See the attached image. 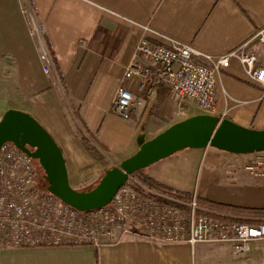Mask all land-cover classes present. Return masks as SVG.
I'll return each instance as SVG.
<instances>
[{
	"label": "crops",
	"instance_id": "1",
	"mask_svg": "<svg viewBox=\"0 0 264 264\" xmlns=\"http://www.w3.org/2000/svg\"><path fill=\"white\" fill-rule=\"evenodd\" d=\"M28 12L44 28L53 64L44 71L40 46L32 35ZM264 27V0H0V115L8 109L33 116L64 155L71 186L83 189L105 168L87 151L78 128L84 124L100 155L113 166L134 154L138 134L151 139L172 124L210 114L245 127L264 130L261 87L232 58L215 75L216 105L209 112L180 101L163 83L138 88L125 78L142 37L176 41L218 56L250 39ZM264 66V43L248 47ZM120 88L142 105L128 119L113 111ZM264 158V150L232 154L214 148H186L142 170L180 193L214 203L264 209V174L245 165ZM192 192V193H191ZM261 221L264 217H250ZM264 264V240L252 242L245 256L229 244L158 243L135 235L112 245L0 249V264Z\"/></svg>",
	"mask_w": 264,
	"mask_h": 264
},
{
	"label": "built area",
	"instance_id": "2",
	"mask_svg": "<svg viewBox=\"0 0 264 264\" xmlns=\"http://www.w3.org/2000/svg\"><path fill=\"white\" fill-rule=\"evenodd\" d=\"M30 29L40 46L44 71L50 72L51 54L44 43V28L28 12ZM264 43V27L240 46L218 56L203 53L189 44L153 42L142 37L135 58L125 69V78L138 79V88L151 95L150 86L163 83L180 101L191 102L202 112L216 105L215 75L227 68L232 58L247 76L261 87L264 97V66L248 50L251 43ZM142 100L127 88L113 99V111L128 119ZM1 120V115H0ZM254 176L264 174V158L247 165ZM35 160L11 142L0 147V249L112 245L135 235L158 243L229 244L235 256H245L250 244L264 240V220L244 223L211 216L197 203L154 192L127 181L100 208L78 211L48 192L37 182Z\"/></svg>",
	"mask_w": 264,
	"mask_h": 264
},
{
	"label": "water",
	"instance_id": "3",
	"mask_svg": "<svg viewBox=\"0 0 264 264\" xmlns=\"http://www.w3.org/2000/svg\"><path fill=\"white\" fill-rule=\"evenodd\" d=\"M13 143L36 160L43 171L44 188L78 211L107 205L115 192L135 172L186 148H214L232 154L264 150V130L241 126L228 118L198 114L176 122L146 140L138 134V150L118 165L107 168L98 182L86 190L69 183L62 150L50 133L29 113L6 110L0 120V147Z\"/></svg>",
	"mask_w": 264,
	"mask_h": 264
},
{
	"label": "trees",
	"instance_id": "4",
	"mask_svg": "<svg viewBox=\"0 0 264 264\" xmlns=\"http://www.w3.org/2000/svg\"><path fill=\"white\" fill-rule=\"evenodd\" d=\"M78 132L80 135V139L82 143L84 144L85 148L87 149V151L90 152L94 157H96L98 161L101 163L102 162V156L100 155L101 148L93 142V140L91 139L92 137L89 131L84 126V124L80 123ZM112 166L113 165H111L110 167ZM106 169L107 167H105L102 170V172L98 175V177L96 178L94 182L95 184L101 178V176L103 175ZM139 183L140 185L144 186L148 190L166 194L168 196H172L178 199H182L186 201L191 198V194L187 192L180 193V192L174 191L173 189L156 182L149 176L141 175ZM137 188L139 190H142V188L138 186ZM80 190H86V189H80ZM197 203L199 207L204 209L208 214H210L211 216L219 217V218L234 219L239 222L251 223V222H256V221L249 220L250 217H264V209H250V208L229 206V205L214 203V202L201 199V198H197Z\"/></svg>",
	"mask_w": 264,
	"mask_h": 264
},
{
	"label": "rangeland",
	"instance_id": "5",
	"mask_svg": "<svg viewBox=\"0 0 264 264\" xmlns=\"http://www.w3.org/2000/svg\"><path fill=\"white\" fill-rule=\"evenodd\" d=\"M2 114L3 113H1V116H2ZM102 162L104 163V165H105V167H107V168H109L111 165H113L112 164V161H106L105 160V158H103V156H102ZM35 164H36V166H37V169H38V173H37V182H38V184L41 186L43 183H44V177H43V171L41 170V168H40V166H39V164H38V162L35 160ZM118 165V164H117ZM151 166V165H150ZM150 166H148V167H146V168H144V169H141V170H139V171H137L136 173H134L133 175H131L130 177H129V179H128V181L130 182V183H132V184H134V185H136V186H138V187H140V188H142V187H144V186H142V185H140V183H139V181H140V178H141V175H143L142 174V170H150ZM95 176V178H93V180H90L89 182H86V184H85V186H84V188L83 189H88V188H90V187H93L94 185H95V180H96V178L98 177V174H91V172H86V173H83L82 174V176H83V178H88V177H92V176ZM69 183H70V185H71V183L73 184V182L71 181L70 182V179H69ZM145 188V187H144ZM147 189V188H146ZM192 193V192H191Z\"/></svg>",
	"mask_w": 264,
	"mask_h": 264
}]
</instances>
